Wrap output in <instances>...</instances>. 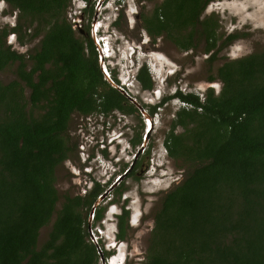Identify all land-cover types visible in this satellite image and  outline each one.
<instances>
[{"label": "trees", "instance_id": "obj_1", "mask_svg": "<svg viewBox=\"0 0 264 264\" xmlns=\"http://www.w3.org/2000/svg\"><path fill=\"white\" fill-rule=\"evenodd\" d=\"M2 1L17 13V23L0 30V71L17 63V79L0 82V264H98L83 210L104 190L96 184L86 196L62 197L56 209L55 170L69 156L72 115L139 109L123 104L125 97L104 79L92 39L77 38L65 21L70 0ZM212 1L163 0L142 19V30L184 51L200 38L210 54L218 46V21L202 15ZM38 20L47 30L25 60L6 38L18 34L22 42V24ZM237 38L228 36L226 44ZM135 78L141 90H153L145 65ZM215 80L222 85L217 95L212 89L203 97L176 92L149 107L153 116L172 98L187 105L175 113L164 146L170 158L193 167L162 198L141 264H264V50L225 62L208 79ZM35 109L43 113L35 117ZM177 127L184 132L176 134ZM140 143V135L131 141ZM95 214L96 220L102 216L101 210ZM117 218L121 241L128 211ZM50 222L39 246V231Z\"/></svg>", "mask_w": 264, "mask_h": 264}, {"label": "rangeland", "instance_id": "obj_2", "mask_svg": "<svg viewBox=\"0 0 264 264\" xmlns=\"http://www.w3.org/2000/svg\"><path fill=\"white\" fill-rule=\"evenodd\" d=\"M162 1L143 0L137 3L136 0H79L78 3L70 0L64 14L65 21L72 26L79 39H92L94 23L93 43L100 70L102 64V69L107 68L111 76L116 78L119 85L117 88H120L119 91H122L127 100L123 104H132L128 100L129 96L139 107L144 106L145 113L148 111L147 106L156 105L176 92L203 97L208 89H212L217 95L221 90V83L218 80L209 82L208 79L216 75L222 64L264 50V0H213L206 6L202 18L210 15L216 18L218 46L215 49L222 47L212 61L210 56L215 49L206 54L205 48L208 45L200 38L196 37L194 48L184 51L164 36L152 40L142 30V19L150 17ZM115 19L116 23L113 24ZM16 23L17 13L12 12L0 0V30L10 29ZM46 28L40 20L29 26L23 23L22 35L25 36L22 42L19 41L18 34H9L6 44L27 60L38 49ZM37 30L40 34L30 38ZM96 35L100 41L104 36L106 60L101 56ZM230 35H237L238 38L226 44ZM130 47L137 48L131 51ZM28 64L26 70L30 68V63ZM147 64L157 74L160 68L159 84L150 74ZM143 65L154 83L152 91L141 90L134 77ZM130 66L133 68L129 69ZM124 67L132 70V76H129L128 82L131 86L122 89L118 78L124 79ZM16 69L17 63H14L1 70L0 82L9 84L15 81ZM111 87L114 85L111 84ZM24 93L28 96L29 90L25 89ZM186 106L178 98L168 100L151 119L153 129L148 134L144 130L147 119L139 115L140 113L127 114L113 110L108 115L95 113L87 117L78 114L71 116L66 138L70 145L69 157L55 170L54 184L60 198L56 209L60 208L62 197L85 196L95 182L99 184L106 197L94 210H101V218L93 220V206L89 210H83V216L88 223L87 241L105 244V248L109 249L119 234L117 217L123 210L128 211L123 240L117 246V252L125 253L126 264H141L144 261L154 226V215L160 209L162 198L193 167L191 161L170 158L164 146V140L176 119L175 113ZM40 110L35 109L33 115L38 117L43 113ZM183 132L181 127L175 130L176 134ZM138 135L140 145L130 146L129 142ZM132 163L135 169L124 173ZM112 185L115 186L109 190ZM50 228L51 222L40 229L39 246L47 240ZM97 250L101 255L105 249L97 247ZM98 264H102V261L99 260Z\"/></svg>", "mask_w": 264, "mask_h": 264}, {"label": "flooded vegetation", "instance_id": "obj_3", "mask_svg": "<svg viewBox=\"0 0 264 264\" xmlns=\"http://www.w3.org/2000/svg\"><path fill=\"white\" fill-rule=\"evenodd\" d=\"M105 10H107V9H105ZM109 10V9H108ZM115 21V23H116V19L114 20ZM87 38H89V37H87ZM96 38H97V43L99 44V47H100V50H101V52H103L104 54L106 53V51H107V48H106V44H105V39H104V36L102 37V40L100 41L99 39H98V35H96ZM93 41V40H92ZM137 47H130V49H131V51H133L134 49H136ZM104 59L106 60L107 59V57L104 55ZM108 70V69H107ZM108 72H109V70H108ZM124 74L126 73V75H125V77H124V79L123 80H121L120 78H118L119 79V81H120V86L122 87V89H124V88H128V87H130L131 86V84L130 83H128L129 82V79H130V77L129 76H131V75H128V72H129V69H128V67H126L125 69H124ZM108 75H109V79H110V81H111V83H109V81L108 80H106L105 78V80L111 85V84H113L114 85V87L117 89V87H119V85H118V82H117V84L115 83V81L113 80V77L111 76V74H110V72L108 73ZM116 79V78H115ZM113 87V88H114ZM120 89V88H119ZM118 90V89H117ZM119 91V90H118ZM122 95H123V93L121 92V91H119ZM125 95V94H124ZM129 100V99H128ZM130 101V100H129ZM133 104V103H132ZM150 106H154V105H149V106H147V108H148V111H149V107ZM146 107V106H145ZM143 109H145L144 108V106H143ZM147 111V114L149 115V112ZM140 113V112H139ZM138 112L136 113V114H139ZM139 115H141V113L139 114ZM154 115H156V114H154ZM153 115V116H154ZM150 117H152L153 118V116H151V115H149ZM145 132H146V122H145ZM132 141V140H131ZM131 141L129 142V145L130 146H132V147H138L139 145H136V146H133L132 144H131ZM69 147H70V145H69ZM136 152H138V151H136ZM139 152H140V150H139ZM136 154L137 153H135V157H136ZM69 155V154H68ZM69 157V156H68ZM68 159V158H67ZM133 166H134V163H132L130 166H129V168H127V170H125L124 171V173H128V172H130L131 171V169H135V168H133ZM132 167V168H131ZM133 170H132V172L131 173H133ZM97 183L95 182V184L93 185V187L90 189V191L89 192H91V190L95 187V185H96ZM103 190V189H102ZM89 192H86L85 193V196L89 193ZM104 193V192H103ZM108 198V197H107ZM98 199V198H97ZM111 201V200H110ZM97 210V209H96ZM129 213V212H128ZM95 214V213H94ZM95 217V216H94ZM94 217H93V220H94ZM85 218V217H84ZM126 220H128V218L126 219ZM86 221H87V219H86ZM96 241H97V239H96ZM121 244V242H120V240L119 239H117L116 237H115V239H114V241H113V243L112 244H110V247H109V249H107V248H105L106 246H105V244H98V243H96V246L98 247V248H100L101 250H103V248L105 249L104 251H102V254H103V257H104V259H105V262L107 263V264H118V263H121L122 262V264H126L127 263V257H126V255H125V253L124 252H122V251H119V252H117V246L118 245H120ZM115 259V260H114ZM120 260H121V262H120Z\"/></svg>", "mask_w": 264, "mask_h": 264}, {"label": "water", "instance_id": "obj_4", "mask_svg": "<svg viewBox=\"0 0 264 264\" xmlns=\"http://www.w3.org/2000/svg\"><path fill=\"white\" fill-rule=\"evenodd\" d=\"M94 31H95V25H94V23L92 24V39H93V41H95L94 39ZM100 50V49H99ZM101 53V56H102V52H100ZM100 67V66H99ZM101 71H102V73H103V75H104V78L106 79V80H108L109 81V83H111V81H110V79H109V76H108V70H107V68H103L102 69V64H101ZM118 89V88H117ZM119 90V89H118ZM122 92V91H121ZM128 99L139 109V112L141 113V115H143L147 120H145L146 121V134H148L152 129H153V123H152V121H151V119H152V117H150L147 113H145L144 112V109L143 108H141V107H139V105L137 104V103H135V100H133L132 98H130L129 96H128ZM144 144V143H143ZM142 144V145H143ZM144 147V146H143ZM126 175V174H125ZM115 185H112V187L109 189V190H111V189H113V187H114ZM106 197V193H103L102 195H100L99 197H98V199L94 202V204L92 205L93 206V209L91 210V213L93 212V210H94V208L104 199ZM95 211V210H94ZM95 213V212H94ZM93 217H94V214H93ZM91 218V217H90ZM96 245V244H95ZM97 247V246H96ZM99 253V252H98ZM99 256H100V260L102 261V264H107L106 262H105V259H104V257H103V254H99Z\"/></svg>", "mask_w": 264, "mask_h": 264}, {"label": "clouds", "instance_id": "obj_5", "mask_svg": "<svg viewBox=\"0 0 264 264\" xmlns=\"http://www.w3.org/2000/svg\"><path fill=\"white\" fill-rule=\"evenodd\" d=\"M75 2H77L78 1V3H79V0H74ZM118 1H120V0H117V2ZM114 2V1H113ZM83 7V6H82ZM113 24H115V21H113L112 22ZM102 55H103V58H104V53L102 52ZM106 56V55H105ZM148 65V68H149V72H150V74H152L153 76H154V80H156L157 81V83L159 84L160 82H161V76H160V68L158 69V74L156 73V72H154V70L152 69V66L150 65V64H147ZM132 69L133 67L132 66H130L129 67V69ZM124 69H125V67H124ZM138 71V70H137ZM132 72V70H129V72H128V75H131L130 73ZM132 76V75H131ZM135 77V76H134ZM175 94V93H174ZM179 100V99H178ZM182 102V101H181ZM183 103V102H182ZM186 105V104H185ZM120 262H121V260H120ZM118 264H122V262L121 263H118Z\"/></svg>", "mask_w": 264, "mask_h": 264}, {"label": "bare ground", "instance_id": "obj_6", "mask_svg": "<svg viewBox=\"0 0 264 264\" xmlns=\"http://www.w3.org/2000/svg\"><path fill=\"white\" fill-rule=\"evenodd\" d=\"M115 260V259H114Z\"/></svg>", "mask_w": 264, "mask_h": 264}]
</instances>
